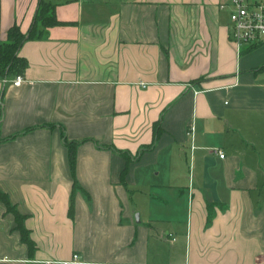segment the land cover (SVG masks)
I'll return each mask as SVG.
<instances>
[{"label": "crops", "instance_id": "0c3cea01", "mask_svg": "<svg viewBox=\"0 0 264 264\" xmlns=\"http://www.w3.org/2000/svg\"><path fill=\"white\" fill-rule=\"evenodd\" d=\"M228 2L0 0V42L58 21L0 75V191L33 243L0 201V264H264V40L236 48Z\"/></svg>", "mask_w": 264, "mask_h": 264}, {"label": "built area", "instance_id": "2783aa9c", "mask_svg": "<svg viewBox=\"0 0 264 264\" xmlns=\"http://www.w3.org/2000/svg\"><path fill=\"white\" fill-rule=\"evenodd\" d=\"M229 9L228 36L230 41L239 50L245 46H255L264 40V0H229L228 3L219 4V8ZM23 81L21 75L13 78L12 84L19 86ZM144 87L146 84L139 82ZM192 130V129H191ZM211 151L220 158L224 152L220 148H213ZM264 260V256L262 258ZM78 262V255L74 253L69 260H41L40 264H71ZM122 264V263H116Z\"/></svg>", "mask_w": 264, "mask_h": 264}, {"label": "trees", "instance_id": "16d2710c", "mask_svg": "<svg viewBox=\"0 0 264 264\" xmlns=\"http://www.w3.org/2000/svg\"><path fill=\"white\" fill-rule=\"evenodd\" d=\"M50 8L40 4L38 13L35 17L34 22L29 28L27 33H22L17 26H12L9 28L6 34V39L0 42V75L3 78H8L10 76L21 75L22 71L26 66V60L18 56V50L21 44L27 40L32 39L39 33L38 27H44L48 25L57 24L58 21L55 19ZM158 134V130L154 129V135ZM69 150V161L72 172L74 171V146L72 142H66ZM125 170L121 173V180H123ZM0 201L4 203L8 212L14 215L16 222V229L21 232L23 241H25L30 249L33 247L32 241L27 238V234L21 228L20 221L22 216L17 213L15 207L10 204L8 197L5 193L0 191Z\"/></svg>", "mask_w": 264, "mask_h": 264}]
</instances>
